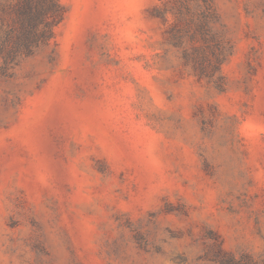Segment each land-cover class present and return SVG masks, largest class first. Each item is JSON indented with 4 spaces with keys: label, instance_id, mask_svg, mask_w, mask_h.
Returning <instances> with one entry per match:
<instances>
[{
    "label": "rangeland",
    "instance_id": "1",
    "mask_svg": "<svg viewBox=\"0 0 264 264\" xmlns=\"http://www.w3.org/2000/svg\"><path fill=\"white\" fill-rule=\"evenodd\" d=\"M43 2L0 54V264H264V0Z\"/></svg>",
    "mask_w": 264,
    "mask_h": 264
},
{
    "label": "trees",
    "instance_id": "2",
    "mask_svg": "<svg viewBox=\"0 0 264 264\" xmlns=\"http://www.w3.org/2000/svg\"><path fill=\"white\" fill-rule=\"evenodd\" d=\"M38 3L33 4V0H23L13 6L19 26L6 30L0 44V54L5 58L6 64L15 62L22 54L30 53L41 42L52 36V25L58 20L48 21L45 15L49 10H53L57 19V4L51 2L47 5L43 0H38ZM10 40H13L15 48L6 51L5 46Z\"/></svg>",
    "mask_w": 264,
    "mask_h": 264
}]
</instances>
